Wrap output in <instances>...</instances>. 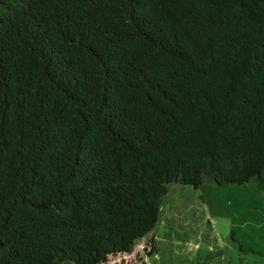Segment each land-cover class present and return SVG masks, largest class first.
Returning a JSON list of instances; mask_svg holds the SVG:
<instances>
[{
    "label": "trees",
    "instance_id": "16d2710c",
    "mask_svg": "<svg viewBox=\"0 0 264 264\" xmlns=\"http://www.w3.org/2000/svg\"><path fill=\"white\" fill-rule=\"evenodd\" d=\"M254 177L264 0H0V264H111L171 184Z\"/></svg>",
    "mask_w": 264,
    "mask_h": 264
},
{
    "label": "rangeland",
    "instance_id": "374dc122",
    "mask_svg": "<svg viewBox=\"0 0 264 264\" xmlns=\"http://www.w3.org/2000/svg\"><path fill=\"white\" fill-rule=\"evenodd\" d=\"M110 263L264 264V182L171 184L156 228Z\"/></svg>",
    "mask_w": 264,
    "mask_h": 264
}]
</instances>
